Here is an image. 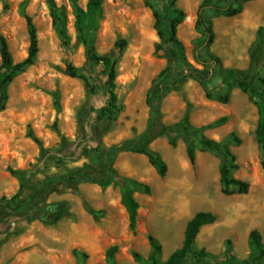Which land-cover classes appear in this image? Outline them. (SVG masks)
Here are the masks:
<instances>
[{
  "label": "rangeland",
  "instance_id": "1",
  "mask_svg": "<svg viewBox=\"0 0 264 264\" xmlns=\"http://www.w3.org/2000/svg\"><path fill=\"white\" fill-rule=\"evenodd\" d=\"M54 3L67 40L54 22L50 0L0 3V30L14 63L28 56L26 16L37 28L39 45L35 63L9 86V100L0 113V199L12 201L11 207L0 208V264H150L148 236L162 246L160 260L165 262L182 247L187 223L199 212L213 213L217 220L201 228L193 250L205 249L220 264L230 241L232 255L244 263L251 253L252 230L260 232L264 243V152L256 141L257 107L225 73L264 79V42L257 47L258 29L264 28V0L243 4L242 13L233 18L206 11L216 34L209 48L201 45L204 36L196 27L202 0H178L177 7L186 14L178 28L186 63L174 59L157 36L145 0H104L96 16L98 27L88 38L99 56L118 60L116 93L122 109L104 120L98 115L109 100L104 87L107 72L89 58L76 31V12L86 10L88 0ZM121 41L127 42L122 53L116 46ZM68 64L83 72L89 84L69 77ZM164 69L169 92L160 102V82L153 81ZM191 72L201 73L212 98ZM226 96L229 102H221ZM159 103L161 116L148 134L151 105ZM186 116L187 122L176 126ZM164 128L176 131L175 147ZM204 140L227 146L235 155L238 169L233 176L250 183L247 195L222 194V158L204 148ZM125 141H139V148L161 156L167 175L159 176L146 156L125 150ZM188 148L195 151V165ZM110 160L115 178L150 188V194L145 188L133 191L139 204L134 230L118 185L102 188L67 178L75 173L98 179ZM55 202L69 207L59 223L46 225L35 219L37 209ZM113 247L117 249L110 261L107 252ZM134 252L142 262L133 259ZM186 264L199 263L190 258Z\"/></svg>",
  "mask_w": 264,
  "mask_h": 264
},
{
  "label": "trees",
  "instance_id": "2",
  "mask_svg": "<svg viewBox=\"0 0 264 264\" xmlns=\"http://www.w3.org/2000/svg\"><path fill=\"white\" fill-rule=\"evenodd\" d=\"M1 1L2 0H0V3ZM103 1L104 0H88L86 10L78 9L76 12V31L78 39L87 48L89 58L98 64H102L105 67L108 76L104 87L108 91L109 100L107 104L101 108L98 115L99 120H104L107 117H114L122 110L118 104V96L116 93L118 60L113 59L111 56H99L94 46V42L90 38H88V34L94 32L98 27L96 16L97 13L101 11ZM252 1L254 0H217V2H215L214 0H202L196 22V27L204 36L201 45H203L205 48H209L213 45L216 38L213 22L205 17L206 11H212L219 16L233 18L242 13L243 4ZM145 2L152 11L153 18L155 20L154 29L161 42L170 47L171 55L174 59L186 63L187 58L184 45L178 38V28L185 20L186 14L183 10L177 7L178 0H163V4H161V2L160 4L152 3L150 0H145ZM50 6L54 22L55 24L59 23L61 34L63 38L67 40V31L64 24H61L58 19L57 8L55 6L54 0H50ZM26 21L30 38V46L28 50V56L24 61L18 64L14 63L7 39L2 35L0 30V113L5 110L6 103L9 100V86L19 74L23 73L26 68L32 66L35 63V60L39 53L37 28L31 17L26 16ZM257 35V47L259 48L264 42L263 27H260L258 29ZM116 46L120 47V51L122 53L127 48V42L121 41ZM257 53V48L251 53L252 64L255 61ZM167 73L168 69L162 70L153 81V83L160 82L159 90L156 95L158 96L160 102L169 92L168 85L166 83ZM66 74L71 78L82 79L87 84H89L88 77L79 69H77L73 64L67 65ZM190 76L195 78V80L199 82V84L206 92V96L208 98L213 97V94L208 88L206 81L201 78L200 72H191ZM225 78H227L228 80H232V83L243 93L248 94L250 100L255 103L259 116L256 129V141L259 148L264 152V79L258 77V75H255L252 80H249L248 77H241L232 70L226 71ZM220 101L223 103H228L229 97L226 96L220 98ZM151 106L153 108V117L150 119L148 125V134H150L154 130L155 124L158 118L161 116L160 103L158 106H155L154 104H152ZM187 120L188 116H186L176 126H182L187 122ZM163 131L164 133H168L171 138L170 145L172 147H175L176 131H170L169 128H164ZM32 138L41 145V142L35 136H32ZM235 143L240 145L241 141L238 138H235ZM146 144H148V142H146ZM202 145L204 148L219 153L222 158L220 167V184L222 194L225 196L247 195L251 188L250 183L233 176V172L238 169V165L236 164V157L230 151V149L227 146H223L211 140H204L202 142ZM121 146L125 150L136 152L146 156L150 165L156 170L159 176L165 177L167 175L169 168L163 158L151 152L145 146L139 148V141H125L121 144ZM187 154L190 163L192 165H195V151L192 148H188ZM262 168L264 170V160L262 161ZM114 174L115 170L113 168V162L110 160L107 164L105 172L98 179L75 173L68 175L67 178L72 182L86 181L98 185L102 188H107L111 184L118 185L121 189V204L128 214L129 226L132 230H134L137 224L139 204L133 197V191L136 188H145L147 194H150V188L133 180H128L125 178H115ZM11 202V200L6 199L5 197L1 198L0 208L2 206L11 207ZM68 210L69 207L66 202L45 204L34 212V217L35 219L41 221L46 225H56L63 219ZM216 220V216L210 212H199L195 214L194 217L187 223L182 247L171 254L169 259L165 262H162L160 260L162 246L153 236H148V241L151 247V254L148 258L149 263L186 264L190 260V258H192L199 264H215L205 249L193 250V246L201 228L206 225L214 224ZM248 244L251 249V253L248 259L244 261V263H239L232 255L231 244L230 241H228L226 258L220 264H258L259 262H261L264 259V243L262 240V236L258 230H252L249 233ZM116 249V247L109 249V251L107 252L108 260H114ZM132 256L133 259L138 263L143 261V257L139 253L134 252Z\"/></svg>",
  "mask_w": 264,
  "mask_h": 264
}]
</instances>
